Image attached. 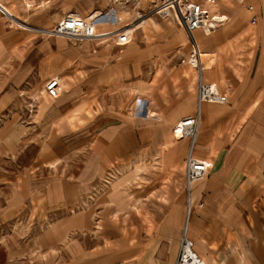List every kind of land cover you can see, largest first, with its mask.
Wrapping results in <instances>:
<instances>
[{
  "label": "crops",
  "instance_id": "obj_1",
  "mask_svg": "<svg viewBox=\"0 0 264 264\" xmlns=\"http://www.w3.org/2000/svg\"><path fill=\"white\" fill-rule=\"evenodd\" d=\"M0 2L27 24L10 27L0 11V264H175L184 236L208 264H264V0L213 6L227 22L195 31L201 69L187 61L184 32L157 16L127 43L35 30L68 11L114 9L119 18L97 27L115 31L149 0L129 10L111 0ZM56 75L63 92L34 98ZM201 79L227 102H199ZM122 86L138 88L135 103L157 116L99 112L95 102L116 101ZM187 116L198 132L177 139L172 128ZM189 153L213 163L190 188Z\"/></svg>",
  "mask_w": 264,
  "mask_h": 264
},
{
  "label": "built area",
  "instance_id": "obj_2",
  "mask_svg": "<svg viewBox=\"0 0 264 264\" xmlns=\"http://www.w3.org/2000/svg\"><path fill=\"white\" fill-rule=\"evenodd\" d=\"M117 4H139V0H111ZM223 0H149L150 8L144 13L136 12V21L144 18L145 15L157 16L160 19H168L179 24L186 32L191 45L192 53L188 58V62L194 67L201 69L200 66V46L195 38V31L202 30L205 35L212 34L217 28L227 22V16L220 12H213V6ZM228 1H243V0H228ZM251 8V6H249ZM0 11L7 18L9 25L12 27L15 22L19 25L27 26L15 18L0 2ZM113 14L116 12L112 9ZM97 12H91L88 15H83L79 11L72 10L65 13L58 21L56 26L51 29L35 28L38 32L48 36H66L74 42H83L95 38H103L107 44L113 42L127 43L132 39L133 31L121 28L115 31L98 32L97 24L101 17H105L103 13L96 16ZM111 16L107 17L110 18ZM115 19L117 17L115 16ZM20 26L19 27H23ZM194 57L197 62H191ZM64 90L63 79L56 75L49 78L45 84L46 94L50 97H58ZM198 101L207 102H227V95L220 92L216 83L204 82L202 79L199 84ZM138 104V103H137ZM137 112L139 111L138 108ZM143 113L148 114L147 107L143 108ZM140 112V111H139ZM199 118L195 116H187L181 118L173 128L175 138L181 139L184 137L195 138L198 132ZM180 135V136H179ZM213 163L208 159L197 158L189 153L185 161V179L187 187L191 184L206 178ZM175 264H208L194 249L193 242L187 236L183 237L180 251Z\"/></svg>",
  "mask_w": 264,
  "mask_h": 264
},
{
  "label": "rangeland",
  "instance_id": "obj_3",
  "mask_svg": "<svg viewBox=\"0 0 264 264\" xmlns=\"http://www.w3.org/2000/svg\"><path fill=\"white\" fill-rule=\"evenodd\" d=\"M9 5V7H10V4H8ZM120 6H122L123 7V9L124 10H129L130 8H134L135 7V5H134V3L133 4H131V3H129V5H127V4H125V5H120ZM11 8V10H13L14 12H15V14L17 13V11L11 6L10 7ZM89 14V13H88ZM88 14H85V15H88ZM126 14H128L126 11L124 12V13H120L119 15H121L122 16V18H123V16L124 15H126ZM17 15V14H16ZM148 16H153V15H145L144 16V18L143 19H145L146 17H148ZM135 20H137V19H135ZM135 20H133L132 22H129V23H127L128 25L129 24H131V23H133L134 25L132 26V28H130L129 29V31H131V30H135L136 28H139V27H142L143 25H139L138 24V22H135ZM138 20H141V19H138ZM145 23V22H144ZM144 23H142V24H144ZM170 24H172L175 28L177 27V28H179L180 30H182L183 32H184V36L186 37L185 39H186V41H187V44H190V46H191V49H192V45H191V42H190V40H189V38H188V36H187V34H186V32L184 31V29L179 25V24H177V23H175V22H173V21H171V22H169ZM127 24H125L122 28H126V25ZM11 27V26H10ZM12 27H19V25L15 22V25L14 26H12ZM119 30V29H118ZM98 31H100V30H98ZM137 90H139L138 88H134V87H129V86H122V89H121V93L119 94V97H116V101L117 102H119V103H117L116 101H114L113 99H112V95L110 94V97H111V99H106L105 100V103L103 102H101V103H98L97 101L95 102V104H97L98 105V108H99V112H102V109H106V108H110V109H114V106H120L121 107V109L123 110V111H126L127 113H129V114H132V116L133 115H136V114H142L143 112V108L145 107L144 105H140V104H138L137 105V103H135L136 102V100H135V97H134V95L136 94V91ZM113 91V90H112ZM140 91H144V87L142 88V90H140ZM41 95H43V96H48L47 94H46V91H45V88H42L41 89V92L40 93H38V94H34V98H37L38 96H41ZM94 99L96 100V97H94ZM31 100V99H30ZM31 102H33V100L31 101ZM95 104H93V105H95ZM93 105H92V103L90 104V112H89V116H91L92 117V114H93ZM141 106V111H140V108H138V106ZM26 106H30V105H28V104H26L25 105V107ZM33 106L35 107V104L34 103H32L31 104V106H30V108L31 109H33ZM136 108H138L139 109V111L137 112V109ZM27 111H28V107H27ZM153 111H155V109H153ZM155 112H157V110L155 111ZM150 116H154V114H151V115H149V117ZM157 116V115H156ZM160 116V115H159ZM33 120V117L32 118H25V120L24 121H26V122H30V121H32ZM86 122V119H83V121H82V123H85ZM173 129V128H172ZM33 154H34V152H31V154L30 155H32L33 156ZM87 154V152L85 153V155ZM150 155V154H149ZM149 155H148V157H149ZM82 157H84V156H82ZM81 157H79L78 158V160H81L80 159ZM147 158H145V156H143V159H142V162H143V165L141 166V167H138V170L139 171H144L143 173H145V164H146V162H147V160H146ZM155 161L157 160V158H153ZM153 160V161H154ZM155 163V162H154ZM156 165H157V163H155ZM113 172V171H112ZM117 174H119L118 172H117ZM109 177H110V175H109ZM112 177V176H111Z\"/></svg>",
  "mask_w": 264,
  "mask_h": 264
},
{
  "label": "bare ground",
  "instance_id": "obj_4",
  "mask_svg": "<svg viewBox=\"0 0 264 264\" xmlns=\"http://www.w3.org/2000/svg\"><path fill=\"white\" fill-rule=\"evenodd\" d=\"M139 3H141V0H139ZM11 13V12H10ZM12 14V13H11ZM99 14H101L100 12H97V14H96V16H99ZM111 17L110 18H112V19H115V16L117 17V18H119L118 17V15H117V13H115V14H112V15H110ZM150 17H152V16H148V17H146L145 19H141V20H139V21H137L138 22V24H142V23H144L145 22V20L147 19V18H150ZM105 18H107V16H103V17H101V19L99 20L100 22H101V20L102 19H105ZM20 26H23V23L22 24H19ZM134 24L133 23H131V24H127L126 25V28H124V29H130V28H132V26H133ZM97 31H98V27H97ZM99 32V31H98ZM190 61L191 62H194V63H196L197 62V60L194 58V57H192L191 59H190ZM138 108H140V111H141V106H138ZM149 108V107H148ZM147 108V109H148ZM151 114H154V116L156 115L153 111H151L150 109H148V116L149 115H151ZM180 136V135H179Z\"/></svg>",
  "mask_w": 264,
  "mask_h": 264
}]
</instances>
